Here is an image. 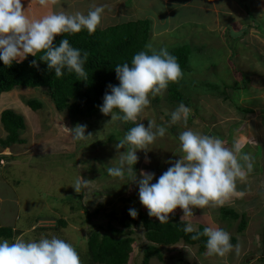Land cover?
I'll use <instances>...</instances> for the list:
<instances>
[{
    "label": "rangeland",
    "instance_id": "374dc122",
    "mask_svg": "<svg viewBox=\"0 0 264 264\" xmlns=\"http://www.w3.org/2000/svg\"><path fill=\"white\" fill-rule=\"evenodd\" d=\"M143 1L146 0H128L123 9L130 12V7L137 9ZM153 2L154 7L146 9L145 16L152 21V30L172 31L149 44L157 50L166 47L169 52L183 47L190 53L188 68L183 71L179 85L187 102L184 105L191 110L186 127L218 136L228 147L233 143L229 141L239 138L245 145L243 151L254 157V171L246 184L238 182L237 185L247 194L227 204L247 215L244 232L238 230L241 219L228 230L242 244L239 255L232 252L223 258L208 256L206 251L199 253L197 247L179 244L164 249L163 259L153 256L148 264H264V169L259 166L264 152V26L259 28L256 24H264V2L234 0L214 5L215 0H201L195 8L190 6L189 18L180 6L176 8L159 0ZM217 5H220L218 16L214 11ZM141 6L149 7L145 2ZM157 7L159 10L155 11ZM171 13L176 14L170 18ZM239 18L240 23L230 26ZM216 22L222 27L214 31ZM105 24L108 28L117 23L106 19ZM215 86L219 89L214 90ZM30 100H38L42 108L32 110L27 104ZM179 105L169 101L166 90L163 96L152 98L151 105L142 114L140 122L145 127L148 120L154 119L168 131L149 146L151 151L147 154L137 152L138 162L134 166L137 179L143 170L155 173V183L171 166L167 162L181 155L178 135L186 127L170 124V114ZM0 106V117L3 111L12 110L23 116L26 126L19 137L21 142L3 147L7 132L0 122V158H6L0 162V182H3L0 226L13 227L18 232L11 242L17 238L38 241L41 235L48 238L55 235L72 244L78 254L87 255V242L93 233L103 237L110 228L125 234L134 231L138 234L134 235L128 264H145L140 248L146 242L144 231L130 221L129 215L130 208L137 210L134 220H138L140 213H147L139 201V189L127 179L110 177L106 171L107 167L118 166L114 145L124 136L125 123L116 121L107 125L111 117L100 113L92 118H79L75 124L66 112L56 109L46 88H17L1 97ZM245 108L253 113H245L242 110ZM77 124L87 125L85 134L90 132L93 138L76 142L61 128V125L73 128ZM78 176L91 181L80 193L72 188ZM219 209H193L194 217L186 222L192 223L197 232L203 226L224 229L226 224L218 221ZM173 214L178 216L171 214L170 220L180 222L182 210L178 208ZM123 216L128 218L131 228L122 225ZM36 228L42 230L33 231ZM80 259L82 262L83 258Z\"/></svg>",
    "mask_w": 264,
    "mask_h": 264
},
{
    "label": "clouds",
    "instance_id": "9594fccd",
    "mask_svg": "<svg viewBox=\"0 0 264 264\" xmlns=\"http://www.w3.org/2000/svg\"><path fill=\"white\" fill-rule=\"evenodd\" d=\"M43 8L58 6L61 0H31ZM29 6V5H28ZM28 8V7H27ZM108 5L91 4L87 14L81 11L69 12L64 8L49 11L40 18H30L22 0H0V61L6 67L13 62H20L28 56L36 57L42 53L40 61L47 64L49 71H54L60 78L66 69L75 73L78 79L87 81L85 64L88 52L70 45L68 39H62L59 46H54L57 36L77 34L86 30L89 35L101 25L102 15ZM147 51L135 54L131 64L123 63L115 67L119 85H108L103 96L100 112L110 116L107 123L122 121L131 123V127L114 145L119 163L107 167L110 177L128 180L137 185L139 201L147 209L149 217L156 218L160 224H168L170 215L181 209V223L194 217L193 209L222 208L242 199L247 193L238 190V182L246 184L254 171V157L244 152V143L234 139L231 147L226 141L215 135H205L187 128L191 110L181 103L171 112L170 124H183L186 127L178 135L179 158L168 161L171 166L153 183L155 173L141 170L139 179L134 171L138 162V151L147 154L150 145L158 138H163L168 129L148 120L147 127L140 122L142 114L151 105L152 98L163 96L170 84L179 83L184 73L177 58L168 49L159 50L151 44ZM150 53V54H149ZM33 67L38 68L36 60ZM2 114V113H1ZM193 117H191V120ZM73 141L87 142L93 138L87 133V125L77 124L73 128L62 126ZM120 149H126L121 152ZM146 162L147 156H146ZM91 181L78 176L72 188L76 193L87 189ZM129 215L136 218L137 210L129 209ZM183 231L192 235V240L206 238V255L226 257L229 253L240 254L242 244L233 245L231 235L220 227H205L197 232L192 223H186ZM0 264H82L76 248L55 235L48 238L41 235L37 240L17 238L14 242L0 240Z\"/></svg>",
    "mask_w": 264,
    "mask_h": 264
},
{
    "label": "trees",
    "instance_id": "16d2710c",
    "mask_svg": "<svg viewBox=\"0 0 264 264\" xmlns=\"http://www.w3.org/2000/svg\"><path fill=\"white\" fill-rule=\"evenodd\" d=\"M150 38V20L117 24L103 30L97 28L92 35H89L86 30H82L77 34L57 36L54 40V46H59L62 39H68L70 45L80 49L82 54L85 51L88 52L89 56L85 64V71L88 74L87 81L78 79L75 73H68L66 69L62 77L56 78L54 71H49L47 64L40 61L42 53L37 54L36 57L28 56L20 62H13L11 67H6L0 61V100L3 95L12 93L17 88H46L56 109L60 112H66L74 123L79 118L96 117L101 113L100 106L103 104L105 92L108 91V85H119L115 72L116 65L131 64L135 54L147 51L146 46ZM169 53L177 58L181 70L185 72L190 61L189 50L182 47L176 48ZM33 60L37 61L38 68L31 66ZM181 80L179 83L170 84L167 89L171 103L187 104L180 89L181 86H179L181 85ZM212 88L214 90L219 89L216 86ZM27 104L34 111L43 106L38 100H30ZM188 106L190 105L188 104ZM242 110L245 113H253L248 108ZM0 122L8 134L6 140L2 142L3 147L21 142L19 137L26 127L23 116L12 110H5L1 114ZM133 126L131 123L125 124V133ZM232 141L234 140L229 142L231 143ZM5 159L0 158V162ZM17 183L20 184L19 181ZM219 211L218 221L226 224L224 230L228 231L233 228L235 226L234 223L239 219H241L239 232L246 230L248 224L246 214L239 213L230 205L220 208ZM173 216L178 215L175 214ZM112 217L114 218L115 216L112 215ZM127 220L126 216L120 219L122 225L127 229L131 228L129 223L131 221L144 231L146 242L142 243L140 248L144 252L145 264H148L153 256H157L159 260L163 259L164 249L169 250V247L179 244L197 247L199 253L206 251L205 237L201 236L199 240H192L191 237L196 232L186 234L183 231L187 222L181 223V221L170 220L168 224H160L157 219H152L147 213H140L138 220L132 218L129 222ZM31 229H33V226ZM203 229L204 226L198 232H203ZM262 229L264 247V227ZM37 230L39 232L42 229L36 228L33 231ZM17 233L13 230V227L0 226V240L7 239L11 242L13 241V236L17 235ZM136 234L138 233H134V231L125 234L122 230L115 228H110L103 237L93 233L87 242V255L84 253L79 254L80 258H83L82 264H128L133 250V243L135 242L134 235L136 236ZM231 243L233 245L237 243V239L234 236H231Z\"/></svg>",
    "mask_w": 264,
    "mask_h": 264
},
{
    "label": "crops",
    "instance_id": "0c3cea01",
    "mask_svg": "<svg viewBox=\"0 0 264 264\" xmlns=\"http://www.w3.org/2000/svg\"><path fill=\"white\" fill-rule=\"evenodd\" d=\"M126 1H128V0H61V4L60 5H58V6H51L50 8H43V7H41L40 5H38L36 3H31V0H22V3L24 4L25 10H27V15H29L30 18H40L43 15L48 14L49 11H59L61 8H64L65 10H68L69 12L81 11V12L87 14V12L89 10V6L91 4L94 3L97 6L105 5L106 4V5L109 6V8L111 9V11H109V9L106 8L105 9V12L102 15V22H101V25L98 27L99 29H102V30L107 28V26H105L106 25L105 24L106 19H114V22L117 23V24H123V23H127V22L138 21V20H150L149 17L148 18L145 17L146 15H148V13L146 12V9H148L150 7H154L153 0L143 1L149 7H145V6L142 7L141 5H142L143 2L140 3V7H137V9H136L135 6L130 7V9H131L130 12H128L126 10V8L123 9L124 2H126ZM159 1L160 2H163L164 1L167 5L174 4V7H176V8H179V6H180L186 12L184 15L187 18H189V15L192 14L191 11H190V9H192V8H190V6L193 5L192 7L195 8L196 7V4H198V3L201 2V0H159ZM232 1H234V0H215L214 5L216 3H219V2H222V3H225V2L226 3H230ZM254 1L256 2V0H254ZM259 2H264V0H257L256 4H258ZM219 7H220V5L215 6L214 11L216 12V16H218V12L217 11H218ZM233 8L236 9V7H233ZM237 8H238V6H237ZM158 10H159V7H157L155 9V11H158ZM240 12L244 13L243 10L240 11ZM125 13H126V15H124ZM136 13H138L139 15L137 16ZM175 14L176 13H171L169 15L170 18L171 17H174ZM239 16H241L240 18H242L243 17V14H240ZM240 18L239 19H236V20H233L230 23V26L236 25V23H240ZM150 22H151V38H150L148 44L154 38H155V40H157L156 38L162 37L164 34H167L168 32H171L172 31V30H170V31L169 30H161V31L152 30L153 23H152L151 20H150ZM188 23H189L188 25H190L191 24V21L189 20ZM256 24L258 26H261V27L264 26V24L263 25H260L259 23H256ZM215 25L216 26L212 29L214 31H216L217 29H220L222 27L221 25H219L218 22H216ZM112 26H115V25H112ZM210 120L213 121L212 119H210ZM263 158H264V152L260 156V162L261 163L259 164V166H262V169H264V167H263V165H264V159ZM1 184H3V182H0V185ZM241 189H243V187H239L238 188V190H241ZM12 198H13V200H15V196H12ZM2 202H3V197L0 194V203H2ZM16 205H18V204H16ZM173 215H175V214H173Z\"/></svg>",
    "mask_w": 264,
    "mask_h": 264
}]
</instances>
